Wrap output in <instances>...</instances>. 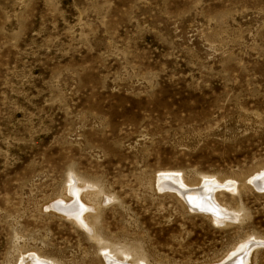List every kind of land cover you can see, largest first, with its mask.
Instances as JSON below:
<instances>
[{
	"label": "rangeland",
	"instance_id": "obj_1",
	"mask_svg": "<svg viewBox=\"0 0 264 264\" xmlns=\"http://www.w3.org/2000/svg\"><path fill=\"white\" fill-rule=\"evenodd\" d=\"M259 172L264 0H0V264H225L264 243Z\"/></svg>",
	"mask_w": 264,
	"mask_h": 264
},
{
	"label": "bare ground",
	"instance_id": "obj_2",
	"mask_svg": "<svg viewBox=\"0 0 264 264\" xmlns=\"http://www.w3.org/2000/svg\"><path fill=\"white\" fill-rule=\"evenodd\" d=\"M166 175V176H165ZM164 176H159V183L161 184V189H174L173 191H177L179 195L182 196L186 204L189 208L196 210L197 212H202L200 214H210L211 217L217 223L225 224L227 221L233 220L235 215L233 216L227 208H224L220 204L217 203L215 199V194L218 190H222L224 184L219 182L217 179L212 177L206 178L200 185H188L183 179H179L175 174ZM251 183L259 190L264 191V172L260 175V172L254 175V178L251 180ZM158 184V183H157ZM159 187V185H158ZM175 191V192H176ZM72 194H75V191L72 190ZM77 207V208H76ZM71 208V209H70ZM80 209L79 205L71 204L68 208L70 210L66 211L69 215L73 216L76 223L85 228H89L88 222V213L87 210H92L90 207L82 206ZM207 213V214H206ZM264 246L262 241L258 240H249L248 242H244L243 244L234 248L230 254L224 259L225 264H245L249 261V256L251 252ZM124 259V258H123ZM224 260L222 263H224ZM33 264H54L52 262L48 263L47 260L42 259L39 256H35L32 258ZM105 264H130L125 259L117 258L116 256H107ZM135 264V263H134Z\"/></svg>",
	"mask_w": 264,
	"mask_h": 264
},
{
	"label": "water",
	"instance_id": "obj_3",
	"mask_svg": "<svg viewBox=\"0 0 264 264\" xmlns=\"http://www.w3.org/2000/svg\"><path fill=\"white\" fill-rule=\"evenodd\" d=\"M196 213H202V212H196Z\"/></svg>",
	"mask_w": 264,
	"mask_h": 264
}]
</instances>
